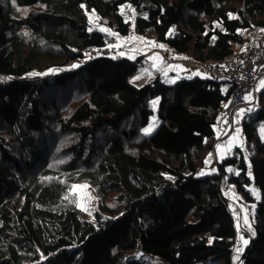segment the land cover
I'll list each match as a JSON object with an SVG mask.
<instances>
[{
    "label": "trees",
    "instance_id": "16d2710c",
    "mask_svg": "<svg viewBox=\"0 0 264 264\" xmlns=\"http://www.w3.org/2000/svg\"><path fill=\"white\" fill-rule=\"evenodd\" d=\"M132 24L197 62H223L264 27V0H0V264H144L140 253L168 264H264V139L255 132L264 87L243 119L251 153L238 148L203 174L234 84L203 75L170 83L156 71L138 85L142 55L85 58ZM65 88L77 100L67 114L47 98ZM52 127L77 141L57 166ZM80 181L101 195L94 219L77 204ZM227 183L252 206L255 235L240 254Z\"/></svg>",
    "mask_w": 264,
    "mask_h": 264
},
{
    "label": "rangeland",
    "instance_id": "374dc122",
    "mask_svg": "<svg viewBox=\"0 0 264 264\" xmlns=\"http://www.w3.org/2000/svg\"><path fill=\"white\" fill-rule=\"evenodd\" d=\"M16 9L19 12V15L25 14L28 10L27 8H24V7H18ZM122 9L127 11L129 18L133 22L135 19V13L133 12L131 8V4L126 3L125 5L122 6ZM89 14H90V21L92 22V26H97V27L103 26V28H106L105 25L100 24L99 19L94 15V13H89ZM261 28L262 27L256 28V29L258 30ZM256 29H254V31ZM171 32L172 33L178 32V27H173ZM161 45L163 47H161ZM121 53H127L131 57H135L136 55L138 56L142 55V56H139L142 58L140 59L141 65H140L139 71H137L136 74L131 76V80H133L138 85H141L144 82L151 80L155 76L156 71H158L161 74L163 73L164 79L170 83L184 76L188 77V76H193V75H203V76L216 75L214 73H208V72H201V71L197 72V70L201 68V64L203 62L195 61L194 57L189 53L178 52L174 48L168 46L165 42L160 41L153 32H149V34L145 36L139 35L134 30L133 24H132L131 31L127 36L121 37L117 41L114 40L113 42L107 43L105 48H103V50L96 49V48L90 49L87 52L88 56H85V58H89V57L93 58L96 56H115ZM84 61L78 60L72 64V67L73 65L80 66ZM160 68L162 69V72ZM194 72H197V73L195 74ZM261 76H259L258 78H260ZM137 77L138 79H134ZM78 88L79 87L77 85L74 86V90H75V91L73 90L74 95L78 93V90H79ZM70 92L71 91L68 88H65L64 90H58V91H52L50 89L49 93L47 94V98L48 100H52L54 98L57 99L60 103H62L61 107L63 110L62 111L63 114H67L74 109V105L77 103V100L69 101ZM159 102H160L159 97L153 100V105H155V108H157ZM241 105L242 104L229 106L228 104L225 106L224 112L226 113L227 118L231 117V119L233 120V123L228 133H226L225 130L223 129L222 132H219L220 134L217 135V139H216L215 147L216 145H218L219 138L222 135L226 137L227 135L230 136L231 134L234 133L235 137L238 135L245 139L244 144L240 143L237 140L234 148H232V151L230 152L229 155H231L233 151H235L238 148H241L243 152H245L246 155L251 153V150L248 148V140H247L248 137L244 131L245 130L244 123H243L244 118L240 120V122L236 123L235 111H236V108ZM243 112H244V117H245V114H247L248 112L246 111H243ZM156 123H157V117H156V114H154L151 117L148 125L145 126V128H148L151 126V130H153V128L156 126ZM239 123L241 124L240 128L238 126ZM262 127H264V120L259 123V125L257 126V129H255V132L258 137L260 138L262 137L264 139V135H262L261 133ZM52 128H55L51 130H54L57 136L54 142L51 139V142L53 143L50 142L49 144L50 146L49 155L53 157L52 163L55 166H57L58 164H61L63 162L62 159L65 156L71 155L72 152L69 151L68 148L75 145L77 141L76 140L73 141L75 136L69 135V134H59V130L56 127H52ZM100 144L101 142L99 141V145ZM216 155L217 154L214 148L208 158V160L210 161H208V164L203 169H201V173L206 174L214 170L213 167L215 166H213V164L216 163L215 162ZM227 156H224V157H227ZM222 159H217V163L220 162ZM75 185L76 186H86L82 188L80 187L74 188L76 192L77 204L79 207L84 209L89 219H94V212L99 209V205L101 202V195L94 189V186L87 181H80V182H77ZM225 189H226V194L231 199L232 205L234 206L233 212H234V216L236 219V224L237 225L239 224V229L237 227L238 234H237V241L235 242V245H234V249L237 254H240L242 253L243 250L238 252L237 248L243 249L245 246L243 244V241L241 240V237H243L244 239H248L249 241V233L250 232L252 233V231H255L253 229V223H252V220H253L252 214H251L252 206L247 205L243 200L240 199L235 189V186L233 184L227 183L225 186ZM113 197H114V194L112 193L111 194L112 199L110 200L111 204H113V200H114ZM245 215H247L248 222L251 225L252 231H249L248 226L244 224ZM139 258L144 264H168V262L163 260L161 257L157 255L148 254V253H140Z\"/></svg>",
    "mask_w": 264,
    "mask_h": 264
},
{
    "label": "built area",
    "instance_id": "2783aa9c",
    "mask_svg": "<svg viewBox=\"0 0 264 264\" xmlns=\"http://www.w3.org/2000/svg\"><path fill=\"white\" fill-rule=\"evenodd\" d=\"M199 71L214 73L230 79L234 87L227 105L242 104L243 110L248 112L254 105V101H252L254 96L252 95L257 78L264 74V56L261 49L251 39V41H247L244 52H237L227 62L209 61L202 63ZM232 123L231 117L227 118L225 113L224 121L221 123L222 130L224 129L228 133Z\"/></svg>",
    "mask_w": 264,
    "mask_h": 264
},
{
    "label": "crops",
    "instance_id": "0c3cea01",
    "mask_svg": "<svg viewBox=\"0 0 264 264\" xmlns=\"http://www.w3.org/2000/svg\"><path fill=\"white\" fill-rule=\"evenodd\" d=\"M252 38H253V40H254L255 45H256L258 48L261 49L262 54H263V56H264V27H262L261 29H258V30L256 29L255 31H254V30H253V31H250V32H249V39H248V40H251ZM240 49H241V48H240ZM240 49H239V46H238V49H237L236 52H239ZM228 60H229V58H228ZM228 60H226V62H227ZM198 71H199V70H197V72H198ZM197 72H194V73L196 74ZM208 76H213V77H215V76H217V75H208ZM262 81H264V77L257 78L256 84H255V87H254V88H255V89H254V93H253L252 96H255L256 91L264 87V85H262ZM252 96H251V97H252ZM251 97H250V100H251ZM243 111H244V110H243L242 106H238V107L236 108V111H235L236 123L240 122V120H242L243 118H245V117H244V112H243ZM238 126H239V128H240L241 124L239 123ZM233 129H234V128H233ZM233 131H234V130H233ZM218 133H219V132H218ZM219 134H220V133H219ZM219 134H217V135H219ZM230 134H231V133H230ZM243 135H244V134H243ZM237 140H238L240 143H242V144L245 143V139H244V138H242L241 136H238V135L235 137V134H234V133L231 134L230 136L227 135L226 137H224L223 135L220 136V138H219V143H218V145H216V147H215V152H216L217 155L215 156V162H216V163L213 164V166H215V167H213L214 170L217 168V165H218V163H217V159H222L224 156L229 155L230 152L232 151V148H234L235 143H236ZM217 146H219V147H217ZM224 158H225V157H224Z\"/></svg>",
    "mask_w": 264,
    "mask_h": 264
},
{
    "label": "snow or ice",
    "instance_id": "6c2138e0",
    "mask_svg": "<svg viewBox=\"0 0 264 264\" xmlns=\"http://www.w3.org/2000/svg\"><path fill=\"white\" fill-rule=\"evenodd\" d=\"M81 7H85V6H84V5H81ZM129 7H130V5H129ZM231 16H232V14L230 13V14H229V17L231 18ZM101 30H102V31H105V32H108V31H109L108 29H101ZM112 35H116V34H115V33H112ZM161 47H163V46L161 45ZM85 55L88 56L87 53H85ZM89 58H91V57H89ZM77 66H78V65H73V67H77ZM53 71H58V70L48 69V72H53ZM45 74H46V73H36V72L29 73V75H45ZM134 79H138V77H137V78H134ZM262 85H264V81H262ZM246 98H247V97H246ZM143 131H144L145 134H148V133L151 131V126L148 127V128L143 129ZM261 133H262V135H264V127H262V129H261ZM217 147H219V146H217ZM229 171H231V169H229ZM169 178L171 179V177H169ZM78 187L82 188V187H86V186H76V185L73 186V188H78ZM253 191H254V190H253ZM244 224L248 226L249 231H252V230H251V225H250L249 222H248L247 215H245V217H244ZM237 227H238V229H239V224L237 225ZM252 235H253V236L255 235V232H254V231H252ZM241 240L243 241V244H244V245H247V244L249 243L248 239H244L243 237H241ZM210 242H211V241H210ZM242 250H243L242 248H237V251H238V252H240V251H242Z\"/></svg>",
    "mask_w": 264,
    "mask_h": 264
},
{
    "label": "bare ground",
    "instance_id": "6f19581e",
    "mask_svg": "<svg viewBox=\"0 0 264 264\" xmlns=\"http://www.w3.org/2000/svg\"><path fill=\"white\" fill-rule=\"evenodd\" d=\"M247 41L248 40H246L245 42H243V43H241L240 45H239V52H244V50H245V45H246V43H247ZM251 41V40H250ZM252 101H255V98H252Z\"/></svg>",
    "mask_w": 264,
    "mask_h": 264
}]
</instances>
